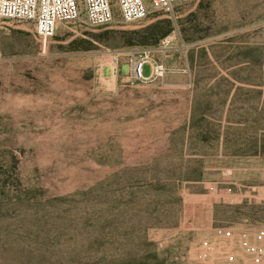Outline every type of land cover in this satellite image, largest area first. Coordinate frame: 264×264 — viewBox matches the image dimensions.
I'll return each instance as SVG.
<instances>
[{"label":"rangeland","instance_id":"obj_1","mask_svg":"<svg viewBox=\"0 0 264 264\" xmlns=\"http://www.w3.org/2000/svg\"><path fill=\"white\" fill-rule=\"evenodd\" d=\"M146 50L170 69L135 80ZM262 225L264 0L47 37L0 19V264H249Z\"/></svg>","mask_w":264,"mask_h":264},{"label":"built area","instance_id":"obj_2","mask_svg":"<svg viewBox=\"0 0 264 264\" xmlns=\"http://www.w3.org/2000/svg\"><path fill=\"white\" fill-rule=\"evenodd\" d=\"M188 0H0V19L13 22H31L40 36H52L62 24L78 22L85 26H108L117 20L138 22L151 11H159L170 18L177 17L179 7ZM168 43L169 39L163 40ZM120 55H113L118 62ZM131 75L135 80L146 81L162 76L170 67L161 60L151 58L148 50L128 55ZM151 72L144 74L145 63ZM227 238H234L235 231L226 228ZM249 257V264H264V225L240 231L237 235ZM215 244L204 242L201 252L210 256Z\"/></svg>","mask_w":264,"mask_h":264},{"label":"trees","instance_id":"obj_3","mask_svg":"<svg viewBox=\"0 0 264 264\" xmlns=\"http://www.w3.org/2000/svg\"><path fill=\"white\" fill-rule=\"evenodd\" d=\"M160 23L162 25L160 27L161 31L158 30L155 31L154 29V31L149 35V37L146 40H144V43H157L162 36L166 35L170 31L171 24L169 20H163ZM157 25L158 24H155L154 27Z\"/></svg>","mask_w":264,"mask_h":264},{"label":"crops","instance_id":"obj_4","mask_svg":"<svg viewBox=\"0 0 264 264\" xmlns=\"http://www.w3.org/2000/svg\"><path fill=\"white\" fill-rule=\"evenodd\" d=\"M262 191V190H261Z\"/></svg>","mask_w":264,"mask_h":264}]
</instances>
